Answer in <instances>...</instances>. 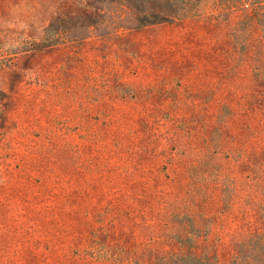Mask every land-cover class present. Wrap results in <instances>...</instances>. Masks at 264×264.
Returning a JSON list of instances; mask_svg holds the SVG:
<instances>
[{"label": "rangeland", "instance_id": "rangeland-1", "mask_svg": "<svg viewBox=\"0 0 264 264\" xmlns=\"http://www.w3.org/2000/svg\"><path fill=\"white\" fill-rule=\"evenodd\" d=\"M247 10L0 0V264H231L264 239Z\"/></svg>", "mask_w": 264, "mask_h": 264}, {"label": "trees", "instance_id": "trees-1", "mask_svg": "<svg viewBox=\"0 0 264 264\" xmlns=\"http://www.w3.org/2000/svg\"><path fill=\"white\" fill-rule=\"evenodd\" d=\"M232 4L249 7L248 20L264 32V0H232ZM231 264H264V239L257 234L241 235L234 242Z\"/></svg>", "mask_w": 264, "mask_h": 264}]
</instances>
